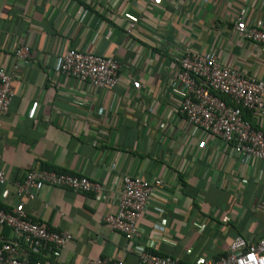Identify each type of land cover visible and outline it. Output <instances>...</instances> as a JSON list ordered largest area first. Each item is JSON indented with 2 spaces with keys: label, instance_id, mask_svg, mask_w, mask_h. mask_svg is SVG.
<instances>
[{
  "label": "crops",
  "instance_id": "crops-1",
  "mask_svg": "<svg viewBox=\"0 0 264 264\" xmlns=\"http://www.w3.org/2000/svg\"><path fill=\"white\" fill-rule=\"evenodd\" d=\"M242 1L0 0V67L11 69L16 47H31L0 114V207L22 206L30 218L73 235L54 257L41 254L43 262L88 264L101 256L139 264L124 235L103 220L117 208L124 174L165 180L138 222V242L152 240L159 254L195 264L225 254L237 235H264V163L235 155L179 111L183 48L264 78V54L234 29ZM246 4L264 16V0ZM132 19L137 26L128 35ZM69 48L115 56L119 84L95 88L64 76L59 60ZM245 116L264 131V115ZM44 167L86 175L106 191L96 198L46 185L33 199L19 195L25 173ZM13 239L0 226V245Z\"/></svg>",
  "mask_w": 264,
  "mask_h": 264
},
{
  "label": "built area",
  "instance_id": "built-area-1",
  "mask_svg": "<svg viewBox=\"0 0 264 264\" xmlns=\"http://www.w3.org/2000/svg\"><path fill=\"white\" fill-rule=\"evenodd\" d=\"M246 2L243 0L233 15L234 29L264 54V16L253 15ZM136 26V19L130 20L125 32L134 34ZM30 55V45L22 44L15 49L11 69L0 67V114L8 111L14 96L12 82L18 76L21 62ZM177 63V81L182 94L179 111L187 122L203 134L222 139L231 145L235 155L246 161L254 158L264 163V131L245 116L246 111L254 117L264 115V78L225 66L212 53L188 47L181 50ZM119 66L115 56L77 48L67 49L59 60L60 73L95 88H115L120 80ZM5 182V171L0 169V183ZM117 184V208L103 220L124 235L126 249L138 254L139 264H187L179 257L155 252L152 240L147 244L138 242L140 216L155 190L166 185L165 180L155 178L151 181L124 174ZM46 185L93 193L96 198H101L106 191L101 182L86 175L44 167L28 170L17 192L33 199ZM0 226L9 227L14 234L13 240L0 245V264H51L43 262L41 254L54 257L73 239L68 231L53 230L45 222L30 218L22 206L9 211L0 207ZM88 264L127 263L121 258L100 256ZM195 264H264V235L254 241L237 235L225 254L215 259H201Z\"/></svg>",
  "mask_w": 264,
  "mask_h": 264
},
{
  "label": "trees",
  "instance_id": "trees-1",
  "mask_svg": "<svg viewBox=\"0 0 264 264\" xmlns=\"http://www.w3.org/2000/svg\"><path fill=\"white\" fill-rule=\"evenodd\" d=\"M248 114V113H247Z\"/></svg>",
  "mask_w": 264,
  "mask_h": 264
}]
</instances>
